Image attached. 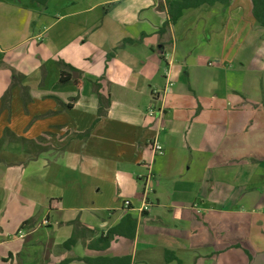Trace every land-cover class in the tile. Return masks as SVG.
I'll return each instance as SVG.
<instances>
[{"label":"crops","instance_id":"1","mask_svg":"<svg viewBox=\"0 0 264 264\" xmlns=\"http://www.w3.org/2000/svg\"><path fill=\"white\" fill-rule=\"evenodd\" d=\"M144 1L145 9L134 11L133 18L119 13L111 30L117 35L112 51L121 40H133L142 44L143 54L136 52L135 43L125 44L112 55L106 74L104 66L79 70L84 59L79 45L70 46L65 56L53 54V47L56 53L63 51L58 49L66 35L63 28L53 31L52 43L47 40L52 41L51 34L41 31L29 32L19 44L11 39L9 45H0L5 55L40 39L33 51L23 55L19 76L0 71V138L6 130L26 140L46 135L44 144L49 146L35 156L16 143L0 148V247L11 244L0 250V264H15L16 256L24 258V249L12 250L20 240L37 243V236L53 237L50 227L53 234L70 228V234L72 221L80 224L82 238L75 246L82 252L72 253L69 264H85L77 260L83 257L121 256H129L130 264H199L201 259L216 264L211 251L201 253L185 244L178 230L184 231L180 209L193 212V233H205L207 228L212 237L217 234L216 221L228 225L222 211L245 207L243 202L249 204L247 209L264 211V173L257 168L264 164V90L256 85L251 92L243 90L245 74H252L254 83L262 80L264 59L255 63L248 56L232 62L222 57L221 50L234 41L218 42L229 20L252 18L250 1L189 8L165 29L162 25L169 17L165 0ZM125 2L101 4H117V9ZM47 4L38 6L29 0L25 6H15L37 20L46 17L40 9L47 10ZM73 15H54L52 25ZM251 29L264 38V29L255 21ZM35 53L39 56L32 61ZM210 55L220 59L211 62ZM58 62L76 69L77 77L73 79L71 70ZM60 71L77 80L79 87L72 82L58 86ZM96 81L107 103L102 113ZM157 145L161 153L156 152ZM222 168L237 170L226 176L220 175ZM234 178L244 180L239 183ZM187 190L190 199L183 195ZM85 197L91 203H82ZM162 198L170 202L168 215L151 214L150 209L162 206ZM23 210L28 212L16 220L15 212ZM126 215L137 222L133 240L115 236L101 252L86 247ZM248 220L250 235L264 237V217L251 212ZM240 225L247 231L246 225ZM141 227L146 235L142 239ZM87 233L93 237L87 239ZM53 241L41 256L43 264L61 262L75 247L65 250Z\"/></svg>","mask_w":264,"mask_h":264},{"label":"rangeland","instance_id":"2","mask_svg":"<svg viewBox=\"0 0 264 264\" xmlns=\"http://www.w3.org/2000/svg\"><path fill=\"white\" fill-rule=\"evenodd\" d=\"M103 1L104 0H50L47 4V10L44 11L43 8L40 9V12L43 13V15H45L46 17H41L36 20L35 15L33 16L31 13L21 10L15 6V4L25 6L26 3H29V0H0V45H9L11 39H15V44H19L29 37V32L37 35L41 31L42 33L49 32L51 34L52 41H50L49 39L47 40L52 43L54 37L53 31H55V29L63 28L66 30V35H62L64 39L58 42V46L59 44L61 45L60 47H58V49H62L63 51H57L58 53H56V47H53V54H58V56H65L68 54L67 50L70 48V46L79 45V49L83 50L84 56L83 61H79L78 63L79 70L88 69L90 71L95 67L104 66L103 70L104 74H106L105 70L108 69L107 67L109 66L110 60H112V58L115 56H109V54H112L113 45L117 44V42L115 43V38L117 37V35H115L113 31H111L112 28L116 26L113 25V22L119 21V13H124L127 17L133 18L134 11H137L138 14V12L145 9L146 2L144 0H138L134 2L133 0H127L124 5L115 9L118 6L117 4L102 6L101 2ZM69 13H75V15H73L72 17L64 18L65 20L60 24H57L56 27L52 25L54 22L52 16H68ZM143 15L144 14L140 16ZM34 18L35 21L31 27V22ZM234 20L235 18L229 20L226 23L221 36L218 37V42H220V44L227 42V44L229 45L230 43H232V41H234V43H232L230 46H227L223 50H221L222 57L232 61L236 60L237 58L248 59V56L250 58L252 56L255 60V63L256 61H258V59H264V38H262V35H259V32L252 31L251 25L252 23H254L253 18L249 16V18H245L240 21ZM134 22L135 21H132L131 24ZM94 24L95 26H93ZM13 31H18V33L13 35ZM39 42L40 39H32L26 45L18 46L12 52H9L5 55L3 53H0V71L5 70L6 75H10L11 77L13 76V74H15L14 76H19L20 74L17 71V67L24 61L23 55L27 51H33L35 49V46ZM99 42L101 43L99 44ZM122 42L123 40L118 43L117 47ZM240 42L243 43L239 45ZM133 43L135 42L133 41L131 43H127V45H132ZM135 44L138 45V47L136 46V52L138 51V53L143 54L140 51V49L142 48V44L140 42L138 43V41ZM115 52L118 51L116 50ZM219 53L220 51L217 52V54ZM38 56L39 54L37 53H35V56H31V59H33L32 61H34V57L37 60ZM208 58V60H211V62H213L215 58L220 59L219 57H212L211 55L208 56ZM235 64L236 63H234L233 65L235 66V68H237ZM73 73L74 77H76L78 71L76 69L74 72L71 71V76ZM246 75L247 74H245V77H247V85H245L246 83L243 84L247 87L243 90L250 91L253 87H255V85V88H257V90L260 88L264 90V76H261V81H258L257 78V82L254 83L253 79L251 78L253 77V75ZM262 165L263 166H260V164H258L257 168L259 171L264 173V164ZM236 170L237 169L235 168H222V170L220 169L219 172L220 175L230 176L231 172L229 173V171L235 172ZM234 180L240 183L244 180V178H234ZM192 193H194V191ZM183 195L185 198L187 197V199L191 198L189 191ZM83 196H86V194ZM85 198L87 200H84L82 203L87 204V201L91 203V200H88V197ZM139 198L140 196L138 195V202H141V200L139 201ZM193 201L194 200L192 199L191 202ZM138 202H133L135 207L139 206ZM161 203L162 206L158 210L155 211L154 209H150V213L154 214L157 212L158 214H162L165 216L168 215V209L166 208V205H169L170 202L166 201L165 198H162ZM243 204L245 207L222 211L223 213H225L223 214V216L228 225L223 226L220 225L219 220L216 221L215 226L217 229V234L214 237H212L207 228L204 229L206 231L205 233H201L200 231L193 233V229H190V227H193V225L191 224V215L193 212L190 209L186 211H184L185 209H180V215H183L184 213L185 219L183 220L184 224H181V227H183L184 231H181L180 229L182 228H179V234L181 237H185V244L191 245L195 250H200L201 253H207L211 251L210 253L212 254L213 258L216 257V264H264V237H258L256 236V233H252L253 236H251L250 231L252 229L251 227H249L250 225H247L249 222L248 219L251 217V212L255 216L262 218L264 217V211H262V213H259L258 209H247L249 204L245 205V202H243ZM26 212L28 211L23 210L21 212H15L16 220H19V218H21V215ZM9 213H14V211L10 210ZM205 213L210 214L209 212ZM61 215L65 218L69 217L67 216V214L65 215V212H62ZM217 216L218 218H221V215L218 213ZM261 222L262 220H259V223ZM240 224L246 225L247 231L246 229L241 230L242 226ZM148 225L150 227V225L152 224ZM143 226L145 228V224ZM11 227L12 223L7 226L8 229H10ZM75 227L72 226V231ZM48 229L49 234H52L53 237L49 238L37 236L35 237V239H37V243H29V241L27 240H20V243L12 248L13 251L24 249V258L20 257L18 259V257L16 256L15 264H21L22 262H24L25 264H43L44 261H42L41 256H43L44 250L47 249L50 244L54 243L53 240H55L57 244H61L65 242L72 234V231L69 234L70 228L60 229L54 234V227H50ZM142 230L143 229L141 227L140 239L146 237L145 234H141ZM90 236L93 237L92 235H90V233H87V239L90 238ZM147 236L151 237L152 235L150 233H147ZM24 243L25 246H23ZM236 245H239V248H235L234 246ZM10 247L11 244L8 243L7 245L0 247V250L2 251ZM156 251L157 249L154 250L155 253ZM80 252H82V250L80 251L79 246H75L71 252L66 253V255L64 254L65 256L63 257V260L61 262L68 261L69 256L72 253L77 254ZM7 260L10 261V259ZM66 264H69V262H66ZM199 264L206 263L203 259H201Z\"/></svg>","mask_w":264,"mask_h":264},{"label":"trees","instance_id":"3","mask_svg":"<svg viewBox=\"0 0 264 264\" xmlns=\"http://www.w3.org/2000/svg\"><path fill=\"white\" fill-rule=\"evenodd\" d=\"M48 0H30L31 3L36 4L38 6H46ZM231 0H165V5L168 12V20L163 23L162 28H167L168 25H173L176 23V21L181 17L182 12L189 8H198L202 5H208L212 6L216 3L219 4H227ZM251 3V15L254 21L262 28H264V0H249ZM133 42L132 40H123V42L116 48L113 49L112 54H109V56L113 55L114 52L122 47H124L125 44ZM59 66H65L61 65V63L58 62ZM72 72L75 71L74 68L70 66H65ZM15 74H13L14 76ZM68 82H72L77 87H79L80 83L77 80H72L71 76L69 74H64L63 71H60V78L58 80V86L67 84ZM94 90L97 95L98 99V112L102 113L104 111V108L107 107V103L103 102L101 95L98 93L99 91V84L98 81L94 82ZM46 135L40 137L37 140H26L21 137H17L9 130H6L3 137L0 138V148L4 143H16L20 145H24L26 147L27 153L31 155H36L38 153H41L43 151L48 150L49 146L44 144V141L46 140ZM28 222H25L24 224H27ZM23 224V225H24ZM72 226L76 227L73 229L71 236L62 243V247L65 250H70L72 247L75 246V244L81 240L82 237L81 231L77 229L78 226H80L78 221H72L69 222ZM22 225V226H23ZM136 227L137 222L135 219H133L130 215L124 216L121 221L115 225L114 227L106 230L104 234H101L98 238L90 241L86 247L93 251H105L110 247V244L112 240L115 238V236L124 238L126 240H133L135 238L136 234ZM235 248H239V245L234 246ZM78 261H82L85 264H130V257L129 256H121V257H112V258H79ZM70 260L66 261L69 262ZM66 262H60V263H54V264H66Z\"/></svg>","mask_w":264,"mask_h":264},{"label":"built area","instance_id":"4","mask_svg":"<svg viewBox=\"0 0 264 264\" xmlns=\"http://www.w3.org/2000/svg\"><path fill=\"white\" fill-rule=\"evenodd\" d=\"M155 150L156 152L161 153V148L158 145L155 147Z\"/></svg>","mask_w":264,"mask_h":264},{"label":"water","instance_id":"5","mask_svg":"<svg viewBox=\"0 0 264 264\" xmlns=\"http://www.w3.org/2000/svg\"><path fill=\"white\" fill-rule=\"evenodd\" d=\"M76 77H77V75H76ZM76 77H74V73H73V74H72V78L75 79Z\"/></svg>","mask_w":264,"mask_h":264}]
</instances>
